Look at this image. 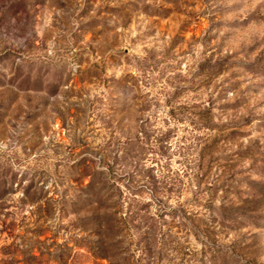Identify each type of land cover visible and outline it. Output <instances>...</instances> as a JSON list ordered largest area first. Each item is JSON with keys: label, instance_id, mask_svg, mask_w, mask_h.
<instances>
[{"label": "rangeland", "instance_id": "obj_1", "mask_svg": "<svg viewBox=\"0 0 264 264\" xmlns=\"http://www.w3.org/2000/svg\"><path fill=\"white\" fill-rule=\"evenodd\" d=\"M0 264H264V0H0Z\"/></svg>", "mask_w": 264, "mask_h": 264}]
</instances>
